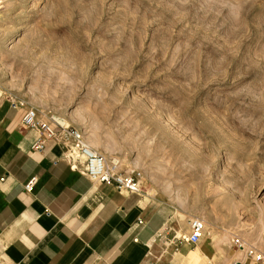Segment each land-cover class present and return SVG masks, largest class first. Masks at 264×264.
<instances>
[{"label":"rangeland","instance_id":"374dc122","mask_svg":"<svg viewBox=\"0 0 264 264\" xmlns=\"http://www.w3.org/2000/svg\"><path fill=\"white\" fill-rule=\"evenodd\" d=\"M0 96L264 251V0H0Z\"/></svg>","mask_w":264,"mask_h":264},{"label":"crops","instance_id":"0c3cea01","mask_svg":"<svg viewBox=\"0 0 264 264\" xmlns=\"http://www.w3.org/2000/svg\"><path fill=\"white\" fill-rule=\"evenodd\" d=\"M26 110L0 96V258L22 264H231L240 258L232 236L208 233L187 243L165 202L142 190L120 192L73 168L72 140L59 137L34 149L40 134L23 126Z\"/></svg>","mask_w":264,"mask_h":264},{"label":"built area","instance_id":"2783aa9c","mask_svg":"<svg viewBox=\"0 0 264 264\" xmlns=\"http://www.w3.org/2000/svg\"><path fill=\"white\" fill-rule=\"evenodd\" d=\"M22 123L25 128L35 129L40 134L39 139L33 145L34 149L43 150L47 140L59 137L70 139L73 141L75 151L67 153V158L72 160L73 168H81L82 172L95 182L114 184L120 192L141 191L142 173L138 170H127L119 161L108 160L102 153L90 146L82 130L70 125L66 126L56 120L52 122L32 107L26 110ZM73 153L77 154L71 156ZM35 183L36 178H33L25 185V189L31 190ZM189 225L190 234H183L180 239L187 243H197L206 234V222L202 218L193 217L190 219ZM232 243L235 249L241 252V256L231 264L248 260L255 264H264V251L256 245L250 244L238 236L232 237ZM0 264L22 263L0 258Z\"/></svg>","mask_w":264,"mask_h":264},{"label":"bare ground","instance_id":"6f19581e","mask_svg":"<svg viewBox=\"0 0 264 264\" xmlns=\"http://www.w3.org/2000/svg\"><path fill=\"white\" fill-rule=\"evenodd\" d=\"M12 42H15V40H12ZM59 119V118H58ZM59 122H63V120L62 119H59ZM92 146V145H91ZM93 147V146H92ZM75 151V150H74ZM77 153H73L71 156H75Z\"/></svg>","mask_w":264,"mask_h":264}]
</instances>
